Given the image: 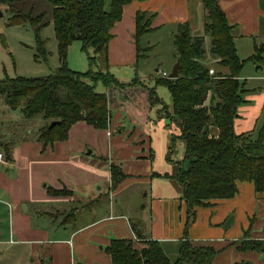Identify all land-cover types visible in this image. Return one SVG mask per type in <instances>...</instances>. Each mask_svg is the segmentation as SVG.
Wrapping results in <instances>:
<instances>
[{
  "label": "crops",
  "instance_id": "obj_1",
  "mask_svg": "<svg viewBox=\"0 0 264 264\" xmlns=\"http://www.w3.org/2000/svg\"><path fill=\"white\" fill-rule=\"evenodd\" d=\"M218 4L233 27L237 56L248 59L255 48L264 45V0H218ZM138 12L155 15L153 31L166 25L178 33L181 26H187L192 37L203 36L201 0H133L111 30L107 47L111 68H135L138 64L133 39ZM262 59L259 69L246 63L240 73L246 104L237 110L235 134H254L264 124V54ZM102 87L100 93L107 96L110 112L107 130L79 122L70 128L66 141L46 147L35 140L16 142L10 161L0 151L4 155L0 207L8 219L6 243L28 246L35 264H111L104 252L110 241L131 240L140 249L142 241L154 240L174 264L186 239L194 246L213 248L217 254L211 264H264V253L238 249L245 240L264 242V194H257L251 183H238L233 198L195 208L185 238L186 206L174 179L182 159H171V173H152L151 139L142 136L133 121V129L127 128L123 119L136 89ZM3 113V117L19 119L17 113ZM158 120L172 126L167 119ZM3 126L5 140H9L7 129L11 127ZM93 153L98 157L93 158ZM112 164L119 165L126 176L115 189L111 188ZM155 186L165 189L160 196L152 195ZM50 189L69 194H49ZM147 195L148 213L143 204Z\"/></svg>",
  "mask_w": 264,
  "mask_h": 264
},
{
  "label": "trees",
  "instance_id": "obj_2",
  "mask_svg": "<svg viewBox=\"0 0 264 264\" xmlns=\"http://www.w3.org/2000/svg\"><path fill=\"white\" fill-rule=\"evenodd\" d=\"M133 0H46L51 6V23L57 43L59 67L41 78L0 79V104L3 112H18L20 122L11 126L10 139L5 140L4 126L0 123V151L12 159L16 142L35 140L43 146L66 141L70 128L83 122L96 130H107L110 123L108 98L97 93L95 85L120 89L140 83L119 82L112 74L93 71L100 60L108 66L107 47L112 39L111 30L121 20L123 9ZM203 6V36L192 37L187 26H181L173 44L180 60L177 79L158 78L154 87H146L147 101L158 109V118L167 119L178 131L171 135L167 162L177 139L183 144V159L174 176L181 188V199L186 206L184 235L195 208L209 206L216 200L230 199L237 193V184H253L257 194H264V124L256 133L235 134L237 110L246 104L240 73L246 63L257 69L263 65L264 45L254 54L240 60L234 43L233 27L221 10L218 0H201ZM12 17L8 25L29 24L35 28L37 51L45 57L44 42L39 31L48 23L44 14L32 17L25 14L13 0H0ZM154 14H135L133 39L137 58L141 51L139 39L152 32ZM204 37L210 40L209 55L216 61L214 73L209 75ZM80 43L89 70L76 72L67 64L70 48ZM146 51V50H145ZM38 58V56H36ZM164 87L171 98V107L164 105L156 88ZM209 101V106H207ZM52 122H58L49 128ZM7 135V134H6ZM111 188L115 189L126 178L119 165H110ZM169 177V176H168ZM49 194L66 195L67 190H48ZM137 249L131 240L116 239L104 249L111 264H173L161 245L154 240L142 241ZM241 252L264 253V242L245 240L238 247ZM217 252L211 247H199L183 240L174 264H211Z\"/></svg>",
  "mask_w": 264,
  "mask_h": 264
},
{
  "label": "rangeland",
  "instance_id": "obj_3",
  "mask_svg": "<svg viewBox=\"0 0 264 264\" xmlns=\"http://www.w3.org/2000/svg\"><path fill=\"white\" fill-rule=\"evenodd\" d=\"M13 1L15 6L21 9L23 13L27 14L31 12L32 17L44 14L45 21L48 24L39 31V40L44 42L46 56L43 57L37 51L35 28L29 24L23 26L8 25L12 14L9 12L8 7L5 4H0V79L6 77L41 78L53 74L59 67V60L57 55V43L54 36L53 25L51 23V6L46 0ZM177 35L178 33L176 30L165 25L160 30L141 36L139 39V47L141 51L139 52L138 64L135 68H111L110 66L104 68L100 60H97V64L92 66L93 71L108 72L121 82H128L131 80H137L140 82L137 86L130 87L135 88L137 92H135L132 97H129V104H127L128 108L124 109L123 119L127 128L133 129V121V125L137 130L142 132L141 135H146L151 139V147L153 150V158L150 159L152 173H169L171 171V164L167 162V153L169 151V148H167L169 145L168 141L170 143L171 135H178V131L173 125L167 127L163 122L158 120V109L161 107L151 108L149 106L148 101L145 98L147 93L145 88L154 87L155 80L162 78V73H166L167 75L171 73L177 59H175L176 52L174 51L173 46L174 38ZM204 46L207 50L206 63L214 71L216 61L210 58V55L208 54L210 40L207 37H204ZM36 56H38V58ZM68 59V67L71 70L76 72H86L89 70L88 60L85 53L81 51L80 43L77 42L73 44L69 50ZM96 88V92L100 93L101 88L103 87L98 83ZM122 90H125V88ZM141 93L144 95H141ZM156 93L164 105L170 108L171 98L168 91L164 87H157ZM206 105L209 106V101H207ZM2 108L3 107L0 104V111ZM15 113L20 117L18 112ZM142 113L143 116H140ZM13 118L15 117L9 115L3 117L0 114V123L11 127L20 122V119ZM143 119H145V124L142 123ZM3 130L5 131L6 127ZM7 132H10L9 128L7 129ZM256 133L257 132L253 134L254 138L256 137ZM90 151L92 150H87V152ZM95 155L96 154L93 153V158L98 157ZM171 159L173 161L183 159V144L179 139L175 141V149ZM164 190L165 189L160 188V186H155L152 195L160 196ZM149 198L150 195H147L143 201L146 213L149 212ZM136 202L137 198L132 202L133 207L137 206ZM101 206L102 203L99 205L100 212L103 211ZM105 206L107 208L108 203H106ZM21 208L23 209L22 206ZM0 215V264H35L28 246L6 243V241H8V219L6 212L2 207H0ZM65 217H67V215ZM192 223L193 220L190 221V224Z\"/></svg>",
  "mask_w": 264,
  "mask_h": 264
},
{
  "label": "water",
  "instance_id": "obj_4",
  "mask_svg": "<svg viewBox=\"0 0 264 264\" xmlns=\"http://www.w3.org/2000/svg\"><path fill=\"white\" fill-rule=\"evenodd\" d=\"M179 69H180V60L179 58L176 59V63L172 68L171 73L168 75L169 79H177L179 77ZM56 124H58V122H52L49 125V128L54 127Z\"/></svg>",
  "mask_w": 264,
  "mask_h": 264
},
{
  "label": "built area",
  "instance_id": "obj_5",
  "mask_svg": "<svg viewBox=\"0 0 264 264\" xmlns=\"http://www.w3.org/2000/svg\"><path fill=\"white\" fill-rule=\"evenodd\" d=\"M209 75L212 76L214 71L213 69H209ZM162 77L163 78H167L166 74L165 73H162ZM4 163V155L0 152V164H3Z\"/></svg>",
  "mask_w": 264,
  "mask_h": 264
}]
</instances>
